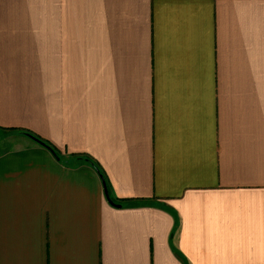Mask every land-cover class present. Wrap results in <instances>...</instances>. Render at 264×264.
<instances>
[{"label": "crops", "instance_id": "0c3cea01", "mask_svg": "<svg viewBox=\"0 0 264 264\" xmlns=\"http://www.w3.org/2000/svg\"><path fill=\"white\" fill-rule=\"evenodd\" d=\"M0 264H264V0H0Z\"/></svg>", "mask_w": 264, "mask_h": 264}, {"label": "trees", "instance_id": "16d2710c", "mask_svg": "<svg viewBox=\"0 0 264 264\" xmlns=\"http://www.w3.org/2000/svg\"><path fill=\"white\" fill-rule=\"evenodd\" d=\"M20 131H21V133H23V134H25V135L31 137V138L34 139L35 141H37V142L43 144V146H45V147H50V144H49L48 141H46V140H44V139L38 137V136L35 135L34 133H32V132H30V131H27V130H20ZM87 162H88L89 164H91V165L96 169V166L94 165V163H92V161H89V160L87 159ZM96 170H97V169H96ZM97 171H98V170H97ZM99 175H101V174L99 173Z\"/></svg>", "mask_w": 264, "mask_h": 264}, {"label": "rangeland", "instance_id": "374dc122", "mask_svg": "<svg viewBox=\"0 0 264 264\" xmlns=\"http://www.w3.org/2000/svg\"><path fill=\"white\" fill-rule=\"evenodd\" d=\"M43 146V145H42ZM45 147V146H44ZM45 148H47L50 152L51 151H53L54 152V150L51 148V147H45ZM55 153V152H54ZM51 154H53L52 152H51ZM54 155V154H53ZM55 157H56V155H55Z\"/></svg>", "mask_w": 264, "mask_h": 264}, {"label": "water", "instance_id": "95a60500", "mask_svg": "<svg viewBox=\"0 0 264 264\" xmlns=\"http://www.w3.org/2000/svg\"><path fill=\"white\" fill-rule=\"evenodd\" d=\"M37 142V141H36ZM39 143V142H38ZM39 144H41V143H39ZM41 145H43V144H41ZM53 154H54V156H55V153L53 152V151H51ZM105 194H106V192H105ZM106 197H107V199L111 202V200L108 198V196H107V194H106Z\"/></svg>", "mask_w": 264, "mask_h": 264}]
</instances>
